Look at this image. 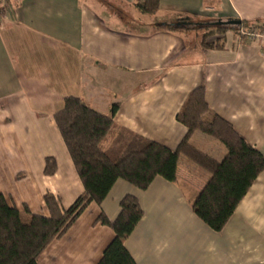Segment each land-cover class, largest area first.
Wrapping results in <instances>:
<instances>
[{
  "label": "crops",
  "instance_id": "crops-1",
  "mask_svg": "<svg viewBox=\"0 0 264 264\" xmlns=\"http://www.w3.org/2000/svg\"><path fill=\"white\" fill-rule=\"evenodd\" d=\"M158 1L148 14L137 0H7L0 13V190L12 205L48 216L47 193L64 208L84 194L54 118L69 96L104 114L118 104L105 146L126 129L176 149L187 133L177 114L204 86L213 112L264 154V44L231 29L220 48L207 46L191 27L219 19L264 22V0ZM179 23L188 28L167 27ZM190 143L219 161L227 153L200 132ZM48 157L57 161L53 175L45 173ZM201 168L182 156L174 182L158 176L143 190L117 180L38 264H97L115 236L97 219L104 213L115 220L127 194L144 209L126 239L138 264H264V171L216 231L192 208L210 178Z\"/></svg>",
  "mask_w": 264,
  "mask_h": 264
},
{
  "label": "trees",
  "instance_id": "trees-1",
  "mask_svg": "<svg viewBox=\"0 0 264 264\" xmlns=\"http://www.w3.org/2000/svg\"><path fill=\"white\" fill-rule=\"evenodd\" d=\"M137 6L148 14L158 10V0H137ZM222 20V19H219ZM202 21L191 27L205 29L203 43L220 48L225 40L207 43L208 36L223 35L232 28L211 26ZM168 29L188 26L168 25ZM264 29V22L242 21L240 28ZM118 104L104 114L79 97L65 98L64 108L54 115L57 127L83 183L84 194L64 208L52 193L44 196L49 212L44 216L28 205H12L0 190V264H38L49 244L63 236L87 206L101 204L115 182L127 180L140 189H147L160 176L176 181L179 161L187 157L210 173V178L192 203L193 211L212 229L220 231L264 171V154L239 133L235 127L213 112L206 100L204 86L193 89L177 114L187 133L176 149L145 138L126 129H119L108 146L104 142L115 129ZM203 133L220 141L227 149L222 160H216L190 143L192 135ZM57 161L46 159L45 173L55 174ZM144 216L138 197L127 194L120 203L115 220L101 213L97 222L110 227L115 236L105 248L97 264H138L126 246V239Z\"/></svg>",
  "mask_w": 264,
  "mask_h": 264
},
{
  "label": "built area",
  "instance_id": "built-area-1",
  "mask_svg": "<svg viewBox=\"0 0 264 264\" xmlns=\"http://www.w3.org/2000/svg\"><path fill=\"white\" fill-rule=\"evenodd\" d=\"M0 1H5V0H0ZM238 35L242 39H247L251 42H257L260 41L261 43L264 44V29L260 30L258 28H240ZM219 39H224L223 35H216L213 36V39L208 41L207 43H213L216 42Z\"/></svg>",
  "mask_w": 264,
  "mask_h": 264
},
{
  "label": "water",
  "instance_id": "water-1",
  "mask_svg": "<svg viewBox=\"0 0 264 264\" xmlns=\"http://www.w3.org/2000/svg\"><path fill=\"white\" fill-rule=\"evenodd\" d=\"M205 24L211 25V26H227V27L234 29L236 27H240L242 24V21L240 19H227V20H217L213 22H207ZM186 25L188 24L187 23L178 24V26H186Z\"/></svg>",
  "mask_w": 264,
  "mask_h": 264
},
{
  "label": "rangeland",
  "instance_id": "rangeland-1",
  "mask_svg": "<svg viewBox=\"0 0 264 264\" xmlns=\"http://www.w3.org/2000/svg\"><path fill=\"white\" fill-rule=\"evenodd\" d=\"M6 3H7V0H5V1H0V13H2V14H5V12H6V11H5ZM125 13L131 14V12H130V11H127V10L125 11ZM213 21H215V20H213ZM129 23H130V22H129ZM199 31H202V33H204V32H205V29H200ZM200 33H201V32H200ZM213 36H214V34L208 36L207 39H206V41H207V42H208L209 40L211 41V40L213 39ZM8 142H9V141H8ZM8 142L4 141L3 146H8V145H9ZM1 146H2V145H1ZM201 170L204 171V172H206V173H208V171L205 170V169H203V168H201Z\"/></svg>",
  "mask_w": 264,
  "mask_h": 264
}]
</instances>
